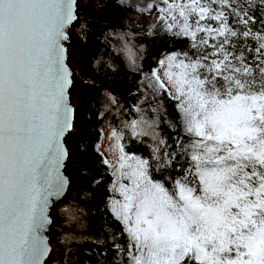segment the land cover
Wrapping results in <instances>:
<instances>
[{"label": "snow or ice", "instance_id": "1", "mask_svg": "<svg viewBox=\"0 0 264 264\" xmlns=\"http://www.w3.org/2000/svg\"><path fill=\"white\" fill-rule=\"evenodd\" d=\"M74 5L0 0V264H42L49 250L43 232L50 199L64 190L61 137L72 111L61 41ZM254 6H170L183 22L173 15L168 27L179 26L201 53L168 64L179 69L178 107L195 139L181 148L189 167L171 189L120 147V176L131 186L120 184L124 202L114 211L135 243L133 264H264V8L254 32Z\"/></svg>", "mask_w": 264, "mask_h": 264}, {"label": "trees", "instance_id": "2", "mask_svg": "<svg viewBox=\"0 0 264 264\" xmlns=\"http://www.w3.org/2000/svg\"><path fill=\"white\" fill-rule=\"evenodd\" d=\"M79 2L76 24L80 29L77 37L69 35L68 54L79 65L71 97L82 96L83 100L76 112L74 133L65 141L71 152L65 170L71 188L67 197L50 209V241L57 245L58 255L48 264H129L131 241L114 211L119 207L116 202H123L114 187L113 170L97 149L100 127L104 121L112 129L121 121L131 122L120 140L121 147L145 159L149 175L171 189L173 181L189 167L181 148L195 137L185 130L180 99L163 87L152 97L144 85V75L155 72L160 59L168 54L184 59L185 53L192 58L201 53L192 46L191 37L170 34L158 22L148 27L127 25L139 11L160 0ZM262 8L260 0H255L250 13L257 21L254 32L262 27ZM248 44L254 48L256 41L249 38ZM112 67L121 78L110 88L90 81V75Z\"/></svg>", "mask_w": 264, "mask_h": 264}, {"label": "rangeland", "instance_id": "3", "mask_svg": "<svg viewBox=\"0 0 264 264\" xmlns=\"http://www.w3.org/2000/svg\"><path fill=\"white\" fill-rule=\"evenodd\" d=\"M188 0H160V3L157 5H154V3H150V8L143 11H139L135 17L131 21H127V25H133V26H140L144 24L146 27L153 25L154 23L158 22V25L162 27L163 30L167 31L170 34L173 35H179L182 34L180 32L179 26H174L169 28V24H173L172 16L175 15L177 22L182 23V18L179 15V12H173L170 10V6L173 4H179V3H187ZM203 2V1H202ZM79 0H77V7L79 5ZM78 20L80 19L79 16H77ZM78 23V21H77ZM80 29V24H74L69 31V35L72 37L78 36V30ZM69 49V48H68ZM175 54H168L164 56L162 59H160L159 66L155 69V72L146 73L144 75V85L146 89L149 90L150 95L154 97L156 95L155 91L158 88H165L171 96H177L176 91V85L174 83L175 81V73L179 71V69L173 67L169 69V57H172ZM67 63L73 73V80L75 76H78L79 73V65L69 57V54L67 53ZM173 73V77L170 80L168 73ZM89 77H92L94 80H91L92 83L103 86L105 88H110L114 83L118 82L121 78V73L114 67L106 70L101 69L97 74H92ZM82 102V101H81ZM80 102V103H81ZM81 104H79L80 106ZM76 125V123H75ZM132 123L131 122H124L121 121L119 124V127L117 129H112L108 126L107 122L104 121L103 124L100 127L101 130V137L100 141L97 144L98 151L101 152L107 163L111 166L113 170L114 175V187L117 190L118 194L120 195L121 201H123V196L120 192V184H126L131 186V181L125 177L121 178L120 176V140L125 132L130 130ZM70 151V150H69ZM124 151V150H123ZM124 154L126 156L130 157H139V155L126 152L124 151ZM71 156V155H70ZM145 160V159H142ZM67 168H65L66 170ZM149 174V173H148ZM159 181V179H155ZM59 204V203H58ZM57 205V204H56ZM55 205H53L54 207ZM129 235V234H128ZM131 241V260L129 264H133V256L137 255V251L135 248V243L132 241L131 237L129 236Z\"/></svg>", "mask_w": 264, "mask_h": 264}, {"label": "water", "instance_id": "4", "mask_svg": "<svg viewBox=\"0 0 264 264\" xmlns=\"http://www.w3.org/2000/svg\"><path fill=\"white\" fill-rule=\"evenodd\" d=\"M75 19L69 24L66 26L65 28V35H66V39H64L63 41H61L62 43V46L63 48L65 49V52H64V63L67 67V69L71 72V84L69 85L68 89H67V100H68V103L72 109L71 111V121H70V126L69 128L64 132L63 136L61 137V144L63 146V149H64V158H63V161H62V165H61V168H60V173L62 174V176L64 177V180H65V184H64V190L63 192L58 196V197H52L50 199V204H49V207H48V210H47V215L49 217V220H50V223L46 226L44 232H43V236L46 238V243H47V246H48V249H49V234H50V228L52 226V221L53 219L50 217V209L51 207H53V205H56L58 203H61L66 197H67V194L69 193L70 191V188H71V185H70V181H69V178L68 176L66 175L65 173V168L68 164V161L70 159V155H71V152L69 151V149L67 148V146L65 145V141L67 140V138L70 136V135H73V130H74V126H75V122H76V112H77V109H78V105L75 104H71V91H72V88L74 86V80H73V73L67 63V50H68V47L70 45V36H69V31H70V28L77 23L78 19H77V14H76V11H77V0H75ZM49 260H50V257H49V250L47 252V254L43 257L42 259V264H48L49 263Z\"/></svg>", "mask_w": 264, "mask_h": 264}, {"label": "built area", "instance_id": "5", "mask_svg": "<svg viewBox=\"0 0 264 264\" xmlns=\"http://www.w3.org/2000/svg\"><path fill=\"white\" fill-rule=\"evenodd\" d=\"M91 80H94V79L91 77ZM81 100H83V97L82 96H79V97H76V98H72L71 97V104H73V105H75V104L79 105L80 102H81ZM73 132H74V130H73ZM57 255H58V247L55 244V242L50 241V236H49V257L50 258H56Z\"/></svg>", "mask_w": 264, "mask_h": 264}, {"label": "clouds", "instance_id": "6", "mask_svg": "<svg viewBox=\"0 0 264 264\" xmlns=\"http://www.w3.org/2000/svg\"><path fill=\"white\" fill-rule=\"evenodd\" d=\"M76 14H77V11H76ZM77 16H78V15H77ZM68 48H69V47H68ZM67 53H68V50H67ZM49 236H50V234H49ZM49 236H48V237H49Z\"/></svg>", "mask_w": 264, "mask_h": 264}, {"label": "bare ground", "instance_id": "7", "mask_svg": "<svg viewBox=\"0 0 264 264\" xmlns=\"http://www.w3.org/2000/svg\"><path fill=\"white\" fill-rule=\"evenodd\" d=\"M78 18V17H77Z\"/></svg>", "mask_w": 264, "mask_h": 264}]
</instances>
